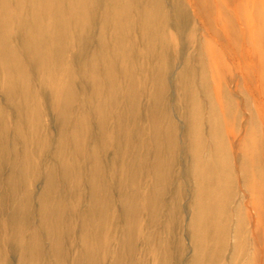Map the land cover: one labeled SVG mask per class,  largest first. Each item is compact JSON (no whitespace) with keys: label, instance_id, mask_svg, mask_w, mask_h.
<instances>
[{"label":"bare ground","instance_id":"6f19581e","mask_svg":"<svg viewBox=\"0 0 264 264\" xmlns=\"http://www.w3.org/2000/svg\"><path fill=\"white\" fill-rule=\"evenodd\" d=\"M99 1H103V5L100 3L99 6L102 11V13L100 11L102 17L99 20H102L100 26L104 32L97 33L98 47L96 45L86 59H83V66L80 67L79 62V68L82 70L87 65L86 71L90 76V81L95 84V92L101 98L97 107L94 108L92 105L91 112L98 116L102 135L91 149L92 152H87L90 136L87 126L89 112L84 110L86 115L82 114L78 122H74L75 129L71 132L70 139L73 143V154H82L86 158L89 156L93 159V167L90 169L91 177L88 179L91 208L88 212H84L85 218L76 223L80 234L75 246L77 249L75 263L103 264L110 256L106 246L116 244L119 247L114 248L118 252H113L115 261L113 260L112 264H120V259H124V254L120 251L123 246L122 242L126 244L132 242L133 239L130 241L128 237V239L123 237L122 240L117 236L121 233L125 236L131 229L137 228L136 237L144 238L146 233L144 226H147V220L150 216L151 221L157 219L162 205L166 203L163 199L166 198L171 184H174L180 177L179 188L193 183L192 190L195 194L189 206L191 213L189 212L187 223L191 232V242H189L193 245V256L186 264H220L217 258L211 257L209 252L214 241L212 229L215 228L216 234L222 240L229 238L227 215L230 205L226 206L222 193L226 179L231 180V175H228L231 167L239 164L248 196L243 205L250 210L247 215L250 226L248 233L251 234L252 246L245 257L241 259L236 255L226 264H264V0H0V88L2 92L0 97L4 99V102L0 103V188L1 185L4 187L0 191V225L3 227H0V264H13L10 256L15 251V239L19 244V264H37V251L36 254L33 251L39 245L36 229L31 231L27 237L26 219L28 216L25 208L26 201L34 195L31 188L33 179H28L27 174L35 166L37 167L38 161L31 158L32 150H26L23 146V155L20 154L23 156L20 159L21 165L16 162L18 158L15 157V153L19 154V152L14 146V139L17 135L15 132H13L14 135L11 133L12 126L10 127L13 89L18 83L17 80L19 81L16 75L24 73L23 68L18 66L19 61L14 55L13 35L17 27L20 33L23 31V40L26 38L25 43L29 45L27 48L30 50L28 57L31 61L38 62L44 81L50 84L56 79L63 81L69 76V69L63 59L68 34L71 39H74V42L70 39L69 48H73V43L78 40L81 56L86 49L83 50L84 41H80L85 38V35L80 37V34L87 24H91L92 8ZM183 6L190 9L191 17L203 31L201 48L206 55L204 72L206 79L209 80L208 85L196 82L195 77L193 81L190 80L195 75V68L187 64L181 70V77L187 79L184 80L186 83L181 87L180 92L182 114L187 119L185 138L190 140L191 151V157L186 159L181 158L183 145L178 137L179 127L171 111H167L162 104V98L170 86L168 76H152L153 88L149 94L152 110H150L148 119V138L151 141L150 146L148 145L149 150H146L147 144L141 142L139 135L141 132L137 129V124L133 129L126 120L128 112L132 113L138 104L137 97L128 98V104H123L122 108L121 103L120 107L117 106L120 100L117 95L122 92L117 90L122 89L120 85L117 87L112 82L115 83L117 79L114 77L118 78L120 75H115L112 72L115 69L111 70L106 66L115 54L108 50L109 46L107 47L103 42L109 35H106L109 28L116 35L115 43L118 45L114 49L116 54L123 46L122 35L127 34L130 37L132 29L136 27L149 36L147 38L150 44L156 45L158 38L169 30L167 28H175L173 30L177 38L182 29L180 16L183 13ZM171 20L175 26L170 24ZM87 37L86 34V39ZM23 49L25 50V47ZM123 56L128 58V53ZM74 57L80 61L83 58L77 55ZM125 61L128 63L125 76L133 78V71L129 65L130 60ZM230 79H233L232 82L235 83L234 89L229 85ZM26 82L24 91H27L28 96L35 95L31 82ZM158 82L162 84L159 89ZM203 89L209 94L208 110L205 109V103L201 98ZM115 90L118 92L117 95L113 94ZM124 90L125 94L129 95V86ZM240 90L246 92L251 99L246 125L241 123L237 115L230 116L231 108L234 103L238 102L233 96ZM93 96L88 97V107ZM85 103L86 101L83 105ZM238 105L237 103L236 106ZM115 106H117V117H115L116 120H112V116L107 111ZM204 110L207 112V118L204 117ZM206 125H208L207 131L203 130ZM252 125L260 127L258 135L257 128L255 129ZM254 134L256 141L255 137H252ZM23 136L24 133L21 131L20 137ZM63 136L64 134L60 137L57 152L65 157L68 153L64 149L65 138ZM143 136L145 137L144 131ZM109 137H112L115 143L121 140L127 142L126 148L122 149L124 152L121 149L115 150L114 169L109 172L111 180H114L117 175L121 176L122 184L117 185L119 190L117 203L124 207L125 211L131 212L130 215L129 213L128 216L125 215V223L123 222L120 226L117 224L120 215L109 213L111 202L109 201L110 205L107 204L108 208L107 205L100 203L101 198L104 199L103 195L100 196L102 186L106 189L107 180L99 178L101 172L105 176L107 174L103 163L97 159L96 145L103 144ZM252 143L257 147L260 177L253 175L249 166L255 158L251 150ZM122 155L127 157V159L124 158L126 162H120ZM7 164L10 167V173H7L5 169ZM76 173L80 177L81 171ZM226 175L229 177L226 178ZM51 188L52 184L49 183L45 187V192L48 194ZM173 192L175 194V190ZM176 197L174 195V211H182V205H178ZM44 200L46 201V198H43ZM115 201L112 200V204ZM168 202L171 205L170 201ZM50 209L53 208L50 206L46 208V210ZM143 215L148 218L144 223L141 221ZM60 218L61 216L57 215V221L55 223L54 220L51 221L52 225L49 226L57 227L59 224L61 228L65 224ZM20 219L23 221L19 223ZM52 227H49L48 235ZM162 232L164 235L166 228L153 232L154 237L152 235L151 241L153 242V239L157 241L155 246L152 245L151 254L149 253L153 257L154 264L170 263V251L165 248V245L162 247ZM236 238H243L240 228L236 232ZM126 250L125 254L131 255V252L136 249L132 243H129ZM28 251L31 255L27 258ZM54 253L56 254V250ZM159 256L161 259L166 256L165 263L159 259ZM157 260L159 261L156 262ZM59 261H61L60 264H64L61 258Z\"/></svg>","mask_w":264,"mask_h":264},{"label":"rangeland","instance_id":"374dc122","mask_svg":"<svg viewBox=\"0 0 264 264\" xmlns=\"http://www.w3.org/2000/svg\"><path fill=\"white\" fill-rule=\"evenodd\" d=\"M14 3H16V1ZM100 3L103 5V1H99V3L97 5L95 4L92 8L93 23L91 22V24H87L85 30L80 34V37L85 35V38L80 39V41H84L83 50L84 48L86 49L85 52L83 51L84 53H82L81 56L79 53V49H81V47L78 45V40H75V43H73V48H69L71 40L74 42V39H71L68 34L66 43L67 46L65 50L66 55L65 53L63 54V59H65L64 64L69 69V76L63 79V81L56 79V81L51 84L44 81L39 70L40 67L38 62L34 60L31 61V58L28 57L30 50L27 48L29 45H26L25 43L26 38L23 40V31L20 33V29L17 27L16 32L13 35L12 44L14 48V55H16L19 61L18 66L23 68L24 73L20 75L15 74L18 76L19 81L17 80L18 83L13 89L14 99L11 109L10 127L12 126L11 133L15 132L17 135L16 137L14 136V146L18 148L19 152V154L15 153V157L18 158L16 162L21 165L20 159L23 157V146L26 147V150L30 151L31 149V158L38 161V164L35 163L37 164V167L35 166V168L31 169L30 173L27 174L28 179H33V186H31V188L34 192V195L30 198V200L28 199L26 201L25 206L28 216V219H26L27 237L34 229H36L38 232L37 242L39 245H37V249L33 251L34 254H36L37 251V264H60V258L64 261V264H77L75 263V258L77 256V249L75 246L77 244V237H79L80 232L78 227H76V223L79 220H83L86 215L84 212H88V209L91 208V204H89L90 196L88 194V179L91 177L90 169L93 167V159L89 156L86 158L82 154H73V143H71L70 139L71 132L75 129V126H73L74 122H78L82 114L86 115L84 113L85 111L89 112V116H87V118H89L87 121V126L89 127L88 130L90 136L87 146L88 150L86 149L87 152H92L91 149L96 144L97 139H100V136L102 135L98 116L94 112H91L92 105H94V108L97 107V103L101 100V98H99V94L95 92V84H92L90 81V76L86 71L87 65H85L82 70L79 68V62L80 67L83 66V59H86V56H88L90 52L95 49V46L98 43L97 33L104 32V29L100 26L102 20H99L102 17V14L100 15ZM181 15L182 16H180V19H182V29L177 38L174 35L173 29L175 28H167L169 30H167L164 35H161V37L158 38V43H156V45H154V43L150 44L147 38L149 36L141 31L139 27H136L132 29V34L130 37L127 34L122 35L121 42L123 43V46L116 54L114 53V49H116V46H118L115 43L116 35H114V31L109 28L106 32V35H109L105 38V40H103V42L104 44L106 43L107 47L109 46L108 50L115 54L110 58V61H108L106 66L111 70L114 68L115 71L112 70V72L115 75H120L118 78L117 76L114 77L117 79L115 80V83L112 82V84L117 85V87L120 85L122 89L117 90L122 91L120 92V95H117L118 92H116V90L113 93H116V95L119 96L118 99H120L119 103H117V106L121 103L120 105L122 108L123 104H128V98L137 97L138 104H136V107L132 113L128 112L126 120L129 122V126H131L133 129L137 124V129H140L141 132L139 135L142 141H140L143 144L144 142L147 144L146 150H149L151 141H149L148 138V119L150 110H152V105L149 103V94H151L153 88L152 76H168L170 86L167 93H165L162 98V104L165 108H167V111H171L175 123L179 127L178 137L181 140V145H183L181 158L183 157V159H186L191 157V151L189 147L190 140L185 138V133H187V119H185L182 114L180 92L181 87L186 83L184 80L187 79L186 77H181V70L185 64H187L193 69L195 68V75H193L190 80L193 81V78L195 77L196 82H199L200 84L202 83V85H208L207 83H209V80L208 78L206 79L204 72L206 55L201 48L203 31L196 21L191 17L189 8L183 6V13ZM171 23L172 20L170 21V24ZM172 25L175 26V23H172ZM86 34L88 36L87 39ZM24 47L25 50L23 49ZM126 53H128V58L123 56ZM75 55L79 56V58H83L81 61L80 59L76 60V57H74ZM127 59L130 60L129 65L133 71V78L125 76V68L128 64L125 60ZM103 67L105 68V66ZM26 81H29V83L31 82V88L34 90L35 95L28 96L27 91H24L26 90ZM232 81L233 79H230L229 85L234 89L235 83ZM161 85L162 84L158 82V89L161 87ZM127 86L130 88L129 95L125 94L124 90ZM1 93L2 92L0 88V95ZM92 95L94 96L91 98L90 106L88 107L89 103L87 100L88 97ZM201 95L202 101L205 103V109L208 110L207 101L209 99V94L203 89V93L201 92ZM1 97L0 103L2 104L4 99ZM233 98L236 102L238 101L237 103L239 105L236 106L237 103H234L230 110V116L233 117L237 115L238 119L241 120V123L245 124L249 117L248 114L251 106V99L249 95L242 90L238 91L237 94H234ZM85 101L86 103L83 105V102ZM115 102L116 99L114 100V103ZM117 106L113 108L111 107L107 111L112 116V120H116L115 117H117ZM81 107L83 109H81ZM88 109H90V111H88ZM205 111L206 110H204V117L207 118V112ZM158 115H160V112H158ZM137 116H139L138 119ZM252 126L255 127V125ZM256 128L258 131H256V133L258 135L260 132V127L256 126L255 129ZM203 130L207 131L208 125L203 127ZM21 131L24 133L23 137H20ZM143 131L145 137L143 136ZM62 134H64L63 137L65 138L64 149L66 153H68V155L65 157H63L62 154H58L57 152L59 150V140ZM140 137L138 139H140ZM252 137L254 138L255 134ZM256 139L257 138L255 137L254 140L256 141ZM126 144L127 142H123V140H121L119 143H115L114 140H112V137H109L103 144L98 143L96 145L98 149L97 159L103 163L106 171L105 173L107 174L105 176L104 173L101 172L99 178H105L107 180L106 189L104 186H102L103 189L100 196L103 195L104 199L101 198L100 203L106 206L108 203L110 205L111 202V209L109 210V213H111V215L112 213L113 215H115V213L116 215H120V218L117 219L118 226L122 225L123 222L125 223V215L128 216L129 211H125L124 207L119 206L117 203V198L119 197L117 185L118 183L120 185L122 184V179H120L121 176L117 175L114 180H111L109 172L110 170L112 171L114 169L113 159L115 156V150L125 149ZM251 150L255 158L249 163L250 170L253 175L260 177V168L259 163L257 162L256 144H251ZM124 158V155H122L120 158L121 163L127 159V157L125 159ZM121 163H118V165H121ZM235 166L236 165L234 164L229 171L228 175H231V180L228 181L226 179L225 188L222 193V198L227 204L226 206L228 207L230 205L227 215L229 238L222 240L221 237L216 234L215 228L212 229L214 241L210 246L209 252L211 253V257L214 259L217 258L216 260L219 261L220 264H226L229 260L234 259L236 255L242 259L243 256L245 257V255H247L252 246L251 234L250 232L248 233L250 226L247 214L250 212V210L247 208V206L243 205V202L248 199L247 191L245 189V181L244 177L241 175L242 173L239 164L236 167ZM9 168V164H7L5 167L7 173H10ZM77 171H81L80 177H78L76 173ZM238 171L240 173H238ZM238 174L240 175L238 176ZM228 175H226V178L229 177ZM179 178L176 179L174 184H171L166 198L163 199L166 200V203L164 206L162 205L161 211L158 213L159 216L156 217L157 219L151 221V216L149 219L146 215L142 216L143 218L141 221L143 223L148 219L147 226H144L146 230L144 238L136 237L137 228L131 229V231H129L130 233H126L125 236L122 235V233L117 236L122 240L124 239L123 237H125V239L129 238L130 241L133 239L132 242H127L126 244L122 242L123 246L120 248V251L124 254V259H120V264H154L153 257H151L150 254L151 248H153L152 245L155 246L157 241L153 239L152 242L151 239L153 232L155 233L163 228H166V233L163 235L162 232L163 236L161 235V239H163L162 247L165 245V248L170 251L169 264H186V262L191 259L193 256V245L190 243L191 232L187 227V223L191 213L189 206L191 205V200L194 199L195 194L193 192L194 190H192L193 183L189 184L187 187L181 186L179 188ZM49 183L52 184V188L49 189L47 194L45 192V187H47ZM2 189H4V187L1 185L0 191H2ZM174 190L175 194L173 192ZM103 192L105 193V196ZM174 195L177 196L176 200H178V205H182V211H174ZM43 198H46V201H43ZM112 200H116L114 204H112ZM168 201H170L171 205H169ZM172 201L174 203H172ZM28 202L29 205H27ZM109 205H107V208ZM49 206L53 209L46 210V208ZM57 209H59V213H57ZM130 214L131 212L129 215ZM57 215L61 216L60 219L65 224L61 226V228H59V224H56L57 227H55V225L54 227L49 226L52 225L51 221L54 220V223L57 221ZM126 220L128 219L126 218ZM22 221L23 220L20 219L19 223ZM41 221H43V225H41ZM69 224H71V226H69ZM0 227L3 228L2 225H0ZM49 227H52V230L48 235L47 232L50 231ZM239 228L242 231V239L236 238V232ZM2 233L3 231L1 230V234ZM181 241L184 243L182 244ZM114 242L115 241H113V243ZM129 243H132L136 249L131 252V255L129 253L125 254L127 253L126 249L128 248ZM14 247L15 251H13L12 255L10 256L11 261L13 264H19V244L17 239L14 241ZM118 247L119 246L116 244H113V246H106V248H108L107 253L110 256L106 258L103 264L113 263V260L115 259L113 252H118L117 249L115 250L114 248ZM54 250H56V254L54 253ZM108 250L110 251L108 252ZM30 255L31 252L28 251L27 258L30 257ZM165 258L166 256H163L162 259L161 256H159V259L163 260L162 262L164 263ZM158 261L159 260L156 262Z\"/></svg>","mask_w":264,"mask_h":264}]
</instances>
